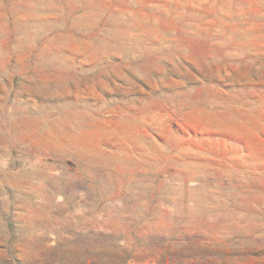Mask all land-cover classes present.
Instances as JSON below:
<instances>
[{
  "label": "rangeland",
  "instance_id": "1",
  "mask_svg": "<svg viewBox=\"0 0 264 264\" xmlns=\"http://www.w3.org/2000/svg\"><path fill=\"white\" fill-rule=\"evenodd\" d=\"M0 264H264V0H0Z\"/></svg>",
  "mask_w": 264,
  "mask_h": 264
}]
</instances>
